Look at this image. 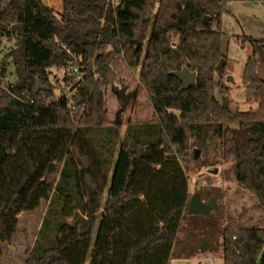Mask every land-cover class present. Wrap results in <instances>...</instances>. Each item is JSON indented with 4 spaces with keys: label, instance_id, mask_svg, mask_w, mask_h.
<instances>
[{
    "label": "trees",
    "instance_id": "1",
    "mask_svg": "<svg viewBox=\"0 0 264 264\" xmlns=\"http://www.w3.org/2000/svg\"><path fill=\"white\" fill-rule=\"evenodd\" d=\"M61 1L58 18L42 0H0V38L16 44L0 73L11 59L17 78L0 89V245L11 241L21 213L46 201L42 227L53 216L54 244L40 255L34 248L25 264H169L176 251L193 254L199 242L180 236L198 214H187L186 170L197 160L193 148L215 137L220 159L264 210V39L242 42L252 52L241 75L244 99L257 109L234 111L221 30L230 0ZM119 55L139 70L153 109L149 123L126 129L146 137V151L122 143L115 152L120 124L107 118L105 96L119 83L110 66ZM184 67L196 83L180 92L170 73ZM51 68L67 71L71 98L54 100ZM92 131L108 133L101 148L88 139ZM222 238L224 264H264V228L228 218Z\"/></svg>",
    "mask_w": 264,
    "mask_h": 264
},
{
    "label": "rangeland",
    "instance_id": "2",
    "mask_svg": "<svg viewBox=\"0 0 264 264\" xmlns=\"http://www.w3.org/2000/svg\"><path fill=\"white\" fill-rule=\"evenodd\" d=\"M42 1L54 11L56 17L60 18L61 0ZM112 4H116V1L112 0ZM221 30L228 43L229 66L225 84L230 89L231 108L238 112L254 111L257 109V104L245 102L241 81L244 64L252 52L249 44H242V42L246 38L264 39V0H230L227 13L222 16ZM15 47V41L0 38V66L4 56ZM110 66L119 79V83L114 87H108L105 96L107 118L114 122L119 113L120 137L117 138L115 152L122 143L131 148L137 144L141 151H146L147 146L144 140L146 137L142 140L137 139L134 134L126 136L129 125L149 123L153 115L150 101L139 82V70L128 67L122 55L112 59ZM70 70L72 71V68ZM6 72L5 76L0 73V80L7 84H15L17 78L11 59L7 60ZM63 72H65L64 69H49L54 100H58L63 95L71 98L75 93L73 84L64 81ZM263 74L264 65L259 64L258 76L262 77ZM228 77L232 78V82H227ZM116 88H125L127 93H135L128 105L123 108L114 92ZM217 98L219 99L218 94ZM175 114L178 115L177 112ZM107 135L106 131H92L88 139L96 145L95 148H101ZM196 150L198 158L196 161L190 160L189 168L186 170L189 193L191 196L198 194L206 207L200 213L192 215L194 218L192 221H195L196 225L191 227L189 232H182L180 236L185 237L191 234L194 241L199 244L205 243V247L203 249L197 247L194 253L188 256L176 251L169 264H209L210 262L224 264L222 229L227 219L234 218L244 225L264 228V210L260 209L255 199L238 185L231 165L220 159V140L217 137L208 139L205 148H193L194 152ZM216 170L217 173L214 174ZM105 171L107 178L110 179V165L105 166ZM48 208L49 202L45 201L37 210L24 212L18 216L16 233L9 243L0 245V264H25L29 252L34 248H36L33 251L34 255H40L42 250L52 245L55 238L54 226H52L53 216L47 219L44 228L42 227ZM186 227L188 228V225Z\"/></svg>",
    "mask_w": 264,
    "mask_h": 264
},
{
    "label": "water",
    "instance_id": "3",
    "mask_svg": "<svg viewBox=\"0 0 264 264\" xmlns=\"http://www.w3.org/2000/svg\"><path fill=\"white\" fill-rule=\"evenodd\" d=\"M203 22L205 24H208L209 23V18L205 17L203 19ZM170 75L173 76V77H176L181 82V87H180V90H179L180 92L189 90L196 83V73L190 71L186 67L182 68L179 71L172 72V73H170ZM227 82H232V78L228 77L227 78ZM41 89L42 88L40 87L39 83L36 82V88H35L36 93H39ZM114 92H115L116 96L118 97L119 102L123 106H127L129 101L135 95L134 92L127 93L125 88H121V89H117L116 88L114 90ZM115 123L116 124L120 123L119 113L116 115ZM230 129L238 130L239 127L237 125H231ZM197 158H198V151L196 150L194 152V159H197ZM216 173H217V170L214 172V174H216ZM212 203H213V201H212ZM205 207H206V204L201 202L200 196L198 194L192 195L190 197V200H189V204H188V208H187V214L191 215V214H195V213H200L202 211V209H204ZM204 247H205V243L201 242L200 248L203 249Z\"/></svg>",
    "mask_w": 264,
    "mask_h": 264
},
{
    "label": "built area",
    "instance_id": "4",
    "mask_svg": "<svg viewBox=\"0 0 264 264\" xmlns=\"http://www.w3.org/2000/svg\"><path fill=\"white\" fill-rule=\"evenodd\" d=\"M66 75V70L65 72H63ZM78 74V70L76 68H72V71L69 73L70 76H73L75 78V84H77L80 80L81 77L77 75ZM64 75V77H65ZM11 87H13V84H7V82H3L2 80H0V89L1 90H5L8 91ZM73 89L75 90V87H73ZM209 264H213L212 262H210Z\"/></svg>",
    "mask_w": 264,
    "mask_h": 264
}]
</instances>
